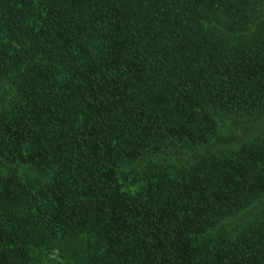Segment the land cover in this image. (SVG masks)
Returning <instances> with one entry per match:
<instances>
[{
    "label": "trees",
    "instance_id": "trees-1",
    "mask_svg": "<svg viewBox=\"0 0 264 264\" xmlns=\"http://www.w3.org/2000/svg\"><path fill=\"white\" fill-rule=\"evenodd\" d=\"M0 264H264V0H0Z\"/></svg>",
    "mask_w": 264,
    "mask_h": 264
},
{
    "label": "rangeland",
    "instance_id": "rangeland-1",
    "mask_svg": "<svg viewBox=\"0 0 264 264\" xmlns=\"http://www.w3.org/2000/svg\"><path fill=\"white\" fill-rule=\"evenodd\" d=\"M246 133L245 132H242V135H245Z\"/></svg>",
    "mask_w": 264,
    "mask_h": 264
}]
</instances>
